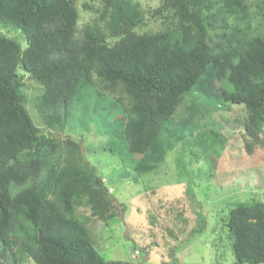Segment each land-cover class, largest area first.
Returning <instances> with one entry per match:
<instances>
[{
    "label": "trees",
    "instance_id": "trees-1",
    "mask_svg": "<svg viewBox=\"0 0 264 264\" xmlns=\"http://www.w3.org/2000/svg\"><path fill=\"white\" fill-rule=\"evenodd\" d=\"M77 2L0 0V264H133L100 256L87 222L110 225L113 198L80 145L59 137L83 87L121 109L126 149L144 155L212 67L231 87L221 102L244 110L246 132L264 138V0H162L154 9L86 0L81 9L94 15L80 30ZM24 76L41 88L43 130L26 110ZM194 213L201 234L206 217ZM221 221L233 264H264V199L236 205Z\"/></svg>",
    "mask_w": 264,
    "mask_h": 264
},
{
    "label": "rangeland",
    "instance_id": "rangeland-1",
    "mask_svg": "<svg viewBox=\"0 0 264 264\" xmlns=\"http://www.w3.org/2000/svg\"><path fill=\"white\" fill-rule=\"evenodd\" d=\"M85 1L76 3L78 30L94 15L81 9ZM133 1L144 9L162 2ZM249 10L255 13L254 7ZM254 20L260 21L259 16ZM4 33L25 47L18 30L8 28ZM23 82L26 110L32 123L43 130L36 111L41 88L26 76ZM222 88L231 87L218 81L208 67L144 155L126 149L118 131L124 121L121 109L96 91L81 88L59 137L67 135L80 145L84 160L113 198L117 218L107 227L90 218L88 209L76 210L77 216L90 218L87 226L102 259L133 264H233L231 240L221 218L240 203L264 199V138L246 132L244 110L222 103ZM142 158L150 165H137ZM147 167V173L136 171ZM195 207L206 217L207 229L201 234L193 231Z\"/></svg>",
    "mask_w": 264,
    "mask_h": 264
},
{
    "label": "crops",
    "instance_id": "crops-1",
    "mask_svg": "<svg viewBox=\"0 0 264 264\" xmlns=\"http://www.w3.org/2000/svg\"><path fill=\"white\" fill-rule=\"evenodd\" d=\"M143 163H146V164H148V165H150L149 164V162H148V159L147 158H142L139 162H138V164L139 165H141V164H143ZM136 171L137 172H141V171H143V172H145V173H147V172H149V169H148V167L144 170V169H140V168H138V169H136ZM194 215H195V213H194ZM196 217V216H195ZM195 217H193V218H191L192 220L194 219L195 220ZM195 222V221H194ZM181 229V228H180Z\"/></svg>",
    "mask_w": 264,
    "mask_h": 264
}]
</instances>
